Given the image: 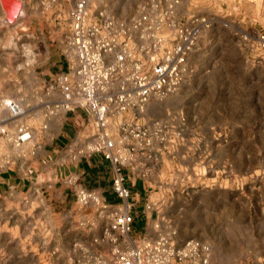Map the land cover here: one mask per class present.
Segmentation results:
<instances>
[{
  "label": "rangeland",
  "instance_id": "1",
  "mask_svg": "<svg viewBox=\"0 0 264 264\" xmlns=\"http://www.w3.org/2000/svg\"><path fill=\"white\" fill-rule=\"evenodd\" d=\"M25 1L28 17L13 27L1 23L0 8V96L21 100L24 120L36 126L76 0ZM89 2L140 43L158 32L172 44L177 29L196 28L180 86L127 116L152 131V144L136 153L148 220L156 235L176 231L178 244L208 243L209 264H264V0ZM38 149L47 148L35 131L21 145L0 133V174ZM111 210L78 202L54 210L38 191L21 197L0 187V264H75L88 253L109 254L111 236L127 248L123 235L108 231Z\"/></svg>",
  "mask_w": 264,
  "mask_h": 264
},
{
  "label": "built area",
  "instance_id": "2",
  "mask_svg": "<svg viewBox=\"0 0 264 264\" xmlns=\"http://www.w3.org/2000/svg\"><path fill=\"white\" fill-rule=\"evenodd\" d=\"M69 18L71 30L63 50L67 69L50 79L48 90L57 92V98L48 106L47 114L75 109L88 114L91 128L83 145L72 151L73 158L101 154L112 163L113 190L123 204L111 210L108 231L123 235L128 244L127 248L123 247L117 237L111 236L113 247L109 254L88 253L75 264H209L211 246L198 238L178 244L176 231L138 239L131 237L135 212L125 173L130 167L138 177L144 178L136 153L148 148L153 139L151 128L127 116L142 111L151 98L164 97L180 86L188 55L198 39L196 28L177 29V39L172 44H165L158 32L151 34V41L140 43L124 22L105 11L95 13L89 0H76ZM200 22L206 20L202 18ZM26 110L14 97L0 104V113L4 111V116L0 115V133L17 145L34 135V124L23 119ZM115 118H120L119 138L112 131ZM76 181L74 176L68 178L75 185L78 203L102 211L108 209L97 189ZM147 208L151 209L150 204Z\"/></svg>",
  "mask_w": 264,
  "mask_h": 264
},
{
  "label": "crops",
  "instance_id": "3",
  "mask_svg": "<svg viewBox=\"0 0 264 264\" xmlns=\"http://www.w3.org/2000/svg\"><path fill=\"white\" fill-rule=\"evenodd\" d=\"M0 8H2L1 4ZM63 50L64 48L61 50L60 58L63 61L59 66V71L52 73L48 77L49 79L67 69ZM54 96H57V92L52 94L49 91V99L44 100L41 97V103H37V106H41V109L47 108V110L41 112L38 109V112L35 113L37 125L34 131L36 140L43 143L47 149H45V152L38 149L35 153H26L25 157L20 159V167L1 173L0 187L6 194L10 191L12 195L15 194V196L21 197L28 195L31 191H38L54 210L60 208L70 209L77 202L75 185L68 182V178L74 176L77 178V183L90 189H97L101 193L103 199L109 205L106 211L123 204L113 190L114 169L109 160L103 158L101 154H94L89 158L79 160L73 158L72 151L83 145L91 128L88 114L83 109L54 111L47 114L49 111L48 106L56 99H54ZM4 99L6 97L2 96L0 101ZM115 120L118 119L115 118ZM44 124H47V127H44ZM55 125L57 128H54ZM12 129H14L13 125ZM33 138L27 141L26 144L32 141ZM52 153L55 158L52 157ZM125 173L127 175L126 183L131 189L130 202L135 212L131 237L138 239L143 236H156L153 224L148 220L150 209L147 208L149 203L145 202L147 189L144 188V182L130 167L125 169Z\"/></svg>",
  "mask_w": 264,
  "mask_h": 264
},
{
  "label": "water",
  "instance_id": "4",
  "mask_svg": "<svg viewBox=\"0 0 264 264\" xmlns=\"http://www.w3.org/2000/svg\"><path fill=\"white\" fill-rule=\"evenodd\" d=\"M3 9L2 24L13 25L28 17L25 0H0Z\"/></svg>",
  "mask_w": 264,
  "mask_h": 264
}]
</instances>
